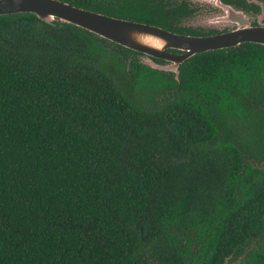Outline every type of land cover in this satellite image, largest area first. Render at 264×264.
Returning a JSON list of instances; mask_svg holds the SVG:
<instances>
[{
    "label": "trees",
    "instance_id": "trees-1",
    "mask_svg": "<svg viewBox=\"0 0 264 264\" xmlns=\"http://www.w3.org/2000/svg\"><path fill=\"white\" fill-rule=\"evenodd\" d=\"M62 1L178 33L171 11L192 13ZM139 55L0 15V264L264 262V45L196 53L177 78Z\"/></svg>",
    "mask_w": 264,
    "mask_h": 264
},
{
    "label": "water",
    "instance_id": "water-1",
    "mask_svg": "<svg viewBox=\"0 0 264 264\" xmlns=\"http://www.w3.org/2000/svg\"><path fill=\"white\" fill-rule=\"evenodd\" d=\"M207 1L218 5L224 11L223 20L228 23L227 28H232L214 35H185L153 24L108 16L62 0H0V15L29 12L48 23L55 20L71 23L101 38L143 54V59L140 60L143 64L174 72L177 78L180 63L196 53L235 47L245 42L264 45L262 1L248 0L260 6L257 10L249 5L238 8L237 5L233 6L232 3H224L222 0ZM138 33L156 36L163 40V43L160 47H156L137 39ZM256 166L264 168V161ZM240 259L237 261L239 262Z\"/></svg>",
    "mask_w": 264,
    "mask_h": 264
},
{
    "label": "flooded vegetation",
    "instance_id": "flooded-vegetation-1",
    "mask_svg": "<svg viewBox=\"0 0 264 264\" xmlns=\"http://www.w3.org/2000/svg\"><path fill=\"white\" fill-rule=\"evenodd\" d=\"M177 1L179 0H170L171 2L170 7H174ZM185 2L188 6H190L192 13L188 15H179V14H175L173 10L171 11L172 17L170 21L172 22L174 27H177L178 29L184 31V33H180V34L192 35V36H207V35H214V34L222 33L227 30V29L221 28L222 26H224L223 24L225 25L228 24L227 22L223 20L222 15H219L216 18L217 19L216 23L212 20L207 21V19L204 20L201 18H197V17L202 16L203 14L217 13L218 7H219L218 5L214 7L213 5L210 4L211 3L210 1H209L210 3H208L206 0L202 2H199V1L194 2L191 0H185ZM223 2L232 3L233 6L237 5L236 7L238 8L245 6V5H249L252 9H255V10L260 8V6L257 3L253 1L248 2V0H228V1H223ZM217 23L219 24L217 25ZM211 24H216L217 26L211 25ZM231 24H233L234 26L236 25L235 23H231Z\"/></svg>",
    "mask_w": 264,
    "mask_h": 264
},
{
    "label": "rangeland",
    "instance_id": "rangeland-1",
    "mask_svg": "<svg viewBox=\"0 0 264 264\" xmlns=\"http://www.w3.org/2000/svg\"><path fill=\"white\" fill-rule=\"evenodd\" d=\"M191 1H199V2H202L201 0H191ZM204 1V0H203ZM207 1V0H206ZM208 3H210L209 1H207ZM211 5H213L214 7L216 6V5H214V4H212V3H210ZM224 13H223V11H222V9L220 8V7H218V12L217 13H215V14H203L202 16H200V17H197V18H201V19H204V20H206L207 19V21L208 20H212V21H214L215 23H216V18L219 16V15H223ZM219 23H217V25H218ZM211 25H216V24H211ZM216 25V26H217ZM224 26H222L221 28L222 29H229V28H231V27H229V28H227V24L225 25V24H223ZM139 59L140 60H142L143 59V54H140L139 55ZM156 61H158V60H156ZM158 62H162V61H158ZM227 264H232V263H227Z\"/></svg>",
    "mask_w": 264,
    "mask_h": 264
},
{
    "label": "bare ground",
    "instance_id": "bare-ground-1",
    "mask_svg": "<svg viewBox=\"0 0 264 264\" xmlns=\"http://www.w3.org/2000/svg\"><path fill=\"white\" fill-rule=\"evenodd\" d=\"M136 38L140 39V40H144L148 43H151L152 45H154L156 47H160L161 44L163 43V40H161L160 38H158L156 36L149 35V34H144V33H138Z\"/></svg>",
    "mask_w": 264,
    "mask_h": 264
}]
</instances>
